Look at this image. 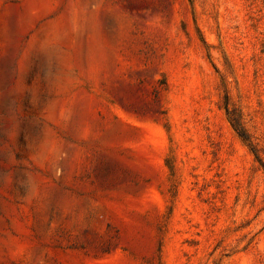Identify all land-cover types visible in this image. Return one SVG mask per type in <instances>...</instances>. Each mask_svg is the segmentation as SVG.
Here are the masks:
<instances>
[{
    "label": "rangeland",
    "instance_id": "obj_1",
    "mask_svg": "<svg viewBox=\"0 0 264 264\" xmlns=\"http://www.w3.org/2000/svg\"><path fill=\"white\" fill-rule=\"evenodd\" d=\"M264 0H0V264H264Z\"/></svg>",
    "mask_w": 264,
    "mask_h": 264
},
{
    "label": "trees",
    "instance_id": "obj_2",
    "mask_svg": "<svg viewBox=\"0 0 264 264\" xmlns=\"http://www.w3.org/2000/svg\"><path fill=\"white\" fill-rule=\"evenodd\" d=\"M225 114L227 117V120L233 130L236 132V134L239 136L241 140L246 142V144L249 146V149L251 153L253 154L255 160L259 163V165L262 166L264 169V163L262 161V158L260 157L259 153L257 152V149L253 145V143L250 141V138L248 136V132L246 128L243 125V122L241 120V114L235 109V108H229L226 106L225 108Z\"/></svg>",
    "mask_w": 264,
    "mask_h": 264
}]
</instances>
